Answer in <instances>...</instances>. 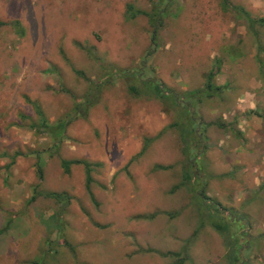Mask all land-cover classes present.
<instances>
[{
  "label": "rangeland",
  "instance_id": "374dc122",
  "mask_svg": "<svg viewBox=\"0 0 264 264\" xmlns=\"http://www.w3.org/2000/svg\"><path fill=\"white\" fill-rule=\"evenodd\" d=\"M0 22V264H264V27L222 0H0ZM77 71L103 82L85 114Z\"/></svg>",
  "mask_w": 264,
  "mask_h": 264
},
{
  "label": "trees",
  "instance_id": "16d2710c",
  "mask_svg": "<svg viewBox=\"0 0 264 264\" xmlns=\"http://www.w3.org/2000/svg\"><path fill=\"white\" fill-rule=\"evenodd\" d=\"M222 3H223L224 9L234 12L238 18L243 19L246 22L248 30L250 32H252V34L254 36L258 37V29L260 27H264V17H261V18L252 17L243 7L238 6V5H233L230 2V0H222ZM140 13H142V12H140V10H135L132 6H130L129 9H128V12H127V17H129V19H133V18L137 17V15H140ZM144 14H146V13H144ZM146 15H148V14H146ZM3 24H4L3 22H0V25H3ZM10 25H12L16 29L17 34H19L22 37L25 36V31L21 27V25H20V23L18 21H13V22L10 23ZM215 67H217V68H215ZM215 67L207 75V86H206V88H208V90H210V92L211 91L213 92L215 90L219 91V90L222 89V87L216 86V84H214V79L217 76V74L220 72L221 62H220V64H217V66H215ZM76 73H77V75H80V77L85 78L88 81V84H89V89H88V92H87L86 96L83 97L80 101H78V102L76 101V104H75L76 113L77 114H85L84 113L85 110H86L85 105L89 106L90 102L96 101L99 98V95L102 92V90H101L102 86H100V85H102L103 82H96V81L90 80V79L86 78L81 71H77ZM105 77H107V81L108 82H112L117 77V75L107 72ZM126 78L129 79L128 80V84H129L128 86H129L130 93L131 94L140 95V90H139L140 87H139L138 84L135 83L136 80L135 79H130V77H126ZM143 84L144 85L147 84L148 88L151 89L152 91H154V93L157 92L156 85L152 84V82L151 83L150 82L149 83L148 82H143ZM158 92L162 93L163 90L160 88ZM96 93H98V94H96ZM211 95H213V94H211ZM38 114L40 116H43V113L40 112V111H38ZM31 128L34 129L36 132L45 131L49 135H51V137L52 136L55 137V133L56 132L63 133L64 130H65V129H62V125H59V124L56 127L50 126L48 121H46L44 119H42L39 124L33 125ZM195 133H196V130L192 131L190 133L189 137H187L186 139H183V142L185 143V145H188V146L192 145L193 146V142L195 140ZM71 164H74V163L66 162V161L63 162V167L65 168V170H66L65 172L66 173H68L70 171L69 167H70ZM185 164H186L185 166H186L187 170H191L192 171V175L191 176L194 178V173H193V169L192 168H194V165L196 164V162L191 163L190 161L187 160V162ZM86 168H87L86 172H87V175H88L87 185H89V187H90L91 183L93 182V179L91 177V172L92 171H91V168H90L89 164L86 165ZM161 169H164V168L162 167ZM191 176L189 177L187 175L186 179H189V181H192V179H191L192 177ZM200 193H198V195H197L199 198H200V196L203 197V198L206 197V192L205 191H203L202 194H200ZM64 194L65 193H60V194L59 193H48L47 196L59 201V200H61L63 198ZM205 199H208V198L206 197ZM215 227L222 228L221 226H218V225L215 226ZM169 255L174 256L175 254H169ZM229 260H232V258H229Z\"/></svg>",
  "mask_w": 264,
  "mask_h": 264
},
{
  "label": "crops",
  "instance_id": "0c3cea01",
  "mask_svg": "<svg viewBox=\"0 0 264 264\" xmlns=\"http://www.w3.org/2000/svg\"><path fill=\"white\" fill-rule=\"evenodd\" d=\"M231 2V1H230ZM233 4V3H232ZM234 5V4H233ZM258 169V167H256L255 169H254V171H256Z\"/></svg>",
  "mask_w": 264,
  "mask_h": 264
}]
</instances>
